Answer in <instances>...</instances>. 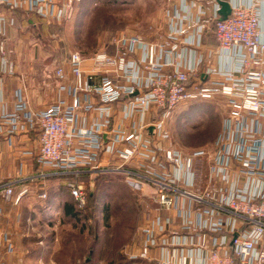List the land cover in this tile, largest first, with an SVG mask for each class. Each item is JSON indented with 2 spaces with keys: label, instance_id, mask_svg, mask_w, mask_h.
<instances>
[{
  "label": "built area",
  "instance_id": "obj_1",
  "mask_svg": "<svg viewBox=\"0 0 264 264\" xmlns=\"http://www.w3.org/2000/svg\"><path fill=\"white\" fill-rule=\"evenodd\" d=\"M79 0H0V74L14 63L5 35L12 23L1 12H36L61 21ZM197 1V0H194ZM211 13L187 21V0L164 15L169 24L156 40L120 33L111 50L89 57L69 53L57 63L56 100L31 110L19 97L1 111L0 133L40 129L38 160L65 178L75 207L84 208V178L119 175L149 202L137 248L128 259L158 264H264V39L256 3L220 0ZM219 55L236 57L234 68L199 72L208 23ZM210 55V54H209ZM90 62L92 68L86 69ZM222 101L219 131L208 148L183 151L172 144L167 120L178 105ZM27 193H16L18 202ZM10 200L13 188L1 190ZM44 199L46 192L40 194Z\"/></svg>",
  "mask_w": 264,
  "mask_h": 264
},
{
  "label": "rangeland",
  "instance_id": "obj_2",
  "mask_svg": "<svg viewBox=\"0 0 264 264\" xmlns=\"http://www.w3.org/2000/svg\"><path fill=\"white\" fill-rule=\"evenodd\" d=\"M77 4L67 9L60 22L43 28L37 25V29L25 32L24 41L28 45L31 42L39 44L45 57L43 63L48 65L50 72L51 63L63 62L72 51L89 57L98 50H111L114 37L120 33L139 34L151 40L165 33V0H91L80 10ZM30 51L37 56L36 48ZM33 66L37 68V62ZM221 105L222 101L216 99L185 102L175 107L167 120L172 144L183 151L210 147L221 125ZM95 177L92 180L84 178L86 204L82 209L76 207L77 216L56 214L60 217V247L67 242L66 246L72 243L74 249L82 251L75 264H84L85 258H91L90 264L128 259L137 248L139 229L148 213L147 197L130 189L121 176ZM65 182L53 181L44 198L62 209L64 203L71 201ZM99 185L105 186L98 189Z\"/></svg>",
  "mask_w": 264,
  "mask_h": 264
},
{
  "label": "crops",
  "instance_id": "obj_3",
  "mask_svg": "<svg viewBox=\"0 0 264 264\" xmlns=\"http://www.w3.org/2000/svg\"><path fill=\"white\" fill-rule=\"evenodd\" d=\"M62 1V0H59ZM242 4L256 3L259 7L261 21L260 30L264 39V0H225ZM181 0H165L163 8L164 31L169 24L164 11L170 13L179 7ZM213 3L206 0H187V21L207 17ZM12 23L5 25V35L11 49L9 58L14 63L12 73L0 74V113L12 112L19 97L26 99L28 108L41 110L53 103L57 98L56 85L53 78L55 65L51 63L52 72L46 63L38 43L24 41L25 32L41 28L55 19H47L36 12L16 9L12 12L5 9L1 12ZM214 21L208 23L204 31L202 44L189 51L190 60L203 57L199 72L204 73L210 67L215 72L222 68H234L236 57L219 55L216 51L217 41L213 35ZM12 45V46H11ZM30 48H36L37 56L31 54ZM210 54V55H209ZM63 62L66 72L70 74L67 59ZM37 62V68L33 63ZM33 66V67H32ZM86 69L92 68L90 62ZM40 129L34 126L25 131L0 133V264H59L61 251L59 228L60 217L56 214L63 209L47 202L40 194L47 192L53 181L65 180L63 177L51 175L52 169L38 160ZM66 181V180H65ZM5 185L13 188L12 199L6 200L1 195ZM25 193L18 202L14 196L21 189ZM63 214V213H62ZM138 245V243H137ZM75 264V263H74ZM139 264H158L156 261H143Z\"/></svg>",
  "mask_w": 264,
  "mask_h": 264
},
{
  "label": "trees",
  "instance_id": "obj_4",
  "mask_svg": "<svg viewBox=\"0 0 264 264\" xmlns=\"http://www.w3.org/2000/svg\"><path fill=\"white\" fill-rule=\"evenodd\" d=\"M91 0H79L77 2H75L77 5H79L77 10L82 9L83 6L86 7V5L90 2ZM78 12V11H77ZM102 176V175H99ZM96 178V177H95ZM122 178V177H121ZM94 179V178H93ZM123 180V179H122ZM112 185H118V183H113ZM66 187V185H64ZM105 185H99L98 189H100L101 187H103ZM67 189V187H66ZM63 191V190H62ZM125 191L127 192L128 190L125 188ZM68 192V196L71 199V201H67V203H64L63 205V213L65 215H70V216H77V209L75 207V203L73 198L70 196L69 191L67 189ZM105 218H108V205L105 206ZM69 246L67 245V242H65V244L63 245L64 247L61 248V251L59 252L58 257V261L59 264H74L76 263L77 259H80L81 256V250L79 248L74 249L72 243H69ZM79 257V258H78ZM141 260H132V259H126L124 258L122 260V262H117V263H110V264H139ZM91 262V258H85L84 259V264H90Z\"/></svg>",
  "mask_w": 264,
  "mask_h": 264
},
{
  "label": "water",
  "instance_id": "obj_5",
  "mask_svg": "<svg viewBox=\"0 0 264 264\" xmlns=\"http://www.w3.org/2000/svg\"><path fill=\"white\" fill-rule=\"evenodd\" d=\"M219 3L221 4L220 13L223 17H227V15L231 12V7L228 2L225 0H220Z\"/></svg>",
  "mask_w": 264,
  "mask_h": 264
}]
</instances>
